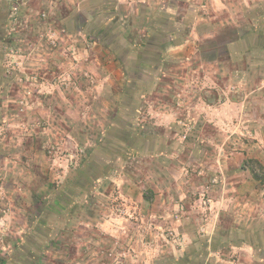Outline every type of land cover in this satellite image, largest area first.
Instances as JSON below:
<instances>
[{
  "label": "rangeland",
  "instance_id": "obj_1",
  "mask_svg": "<svg viewBox=\"0 0 264 264\" xmlns=\"http://www.w3.org/2000/svg\"><path fill=\"white\" fill-rule=\"evenodd\" d=\"M11 10L4 26L6 51L0 65V75L13 81L7 100L0 98V264H264V193L247 170L240 173L238 165L232 166L238 164L236 157L229 169L235 170L232 174L238 175L237 179L247 177L252 181L253 194L234 195L226 202L230 207L221 215L216 242L201 240V235L207 232L199 228L197 240L185 244L181 252L164 251L170 242L174 249L179 247L178 243L187 242L186 235H181L172 222L176 216L189 215L178 195L175 199L178 208L164 218L168 227L157 224L153 228L156 216L146 212L148 202L142 200L141 194L150 197L151 189L149 183H142L147 179L139 178L157 175L154 171L166 165L159 160L151 161L148 147L138 145L154 127L149 123V114L136 118L130 111L124 113L119 108L121 99L111 105L112 111L105 119L104 113L96 111L95 116L88 117L80 113V110L100 111L98 103L86 110L81 102L74 119L66 110L70 106L63 101L66 105L63 113L57 114L51 104L56 97L58 102L62 101L61 92L75 91L74 84L79 82L91 87L95 95L98 83L89 69L82 63L74 66L69 54L61 49L66 40L59 35L58 25L47 24V36L37 43L24 35L27 21L36 16L47 19V13H18L16 4ZM253 14L256 15L250 13L248 18L245 15L243 22H239L240 37L235 34L238 28L228 25L212 39L220 49L223 76L236 74L231 73L235 67L222 52L226 41L232 37L240 41L248 39L254 47L249 58L253 60L255 73L247 70L240 73V78L236 75L239 81H250L218 84L219 98L230 97L233 103L222 106L220 120L216 118L213 122L221 128L237 123V130L225 135V144L222 142L220 149L197 147L192 152L197 166L191 164L193 160L183 154L185 151L179 153L172 165L173 175H209L207 167L214 160L224 165L217 162V156H222L219 153L232 150H242L244 154L247 151L243 160L255 158L264 165V51L259 50L264 37L252 35L249 28L257 24L256 28L264 32V19H253ZM212 55L213 50L205 56ZM248 55L242 54L243 59ZM123 70L120 68L119 73ZM109 90L120 92L125 100L129 94L125 82ZM143 124L137 137L127 130ZM251 124L252 130L247 132ZM256 128L257 133L253 131ZM187 133H184L187 137L193 134ZM222 133L219 130L217 137L223 139ZM201 152L203 157L198 161ZM193 195L192 203L199 199L198 204L204 205L206 195L198 192ZM152 228L161 242L149 241ZM150 237H154L153 233ZM11 240L14 244H10ZM30 240L37 245L30 246ZM21 247L26 249L21 251ZM158 247H162V252L157 251Z\"/></svg>",
  "mask_w": 264,
  "mask_h": 264
},
{
  "label": "crops",
  "instance_id": "obj_2",
  "mask_svg": "<svg viewBox=\"0 0 264 264\" xmlns=\"http://www.w3.org/2000/svg\"><path fill=\"white\" fill-rule=\"evenodd\" d=\"M14 4L19 7L18 13H47V19L36 16L33 21H25L24 35L29 41H43L48 34L47 24L58 25L59 35L66 40L61 49L69 54L74 66L82 63L89 69L92 78L98 83L95 95L91 87L79 82L74 84L75 91L69 94L61 92L59 96L62 101L58 102L56 97L55 103L51 104L57 114L63 113L62 109L66 106L63 101L71 107L66 110L72 117L75 116L74 119L76 114H79L77 108L81 102H84L86 110L98 103L100 111L95 109L94 112L88 113L80 110V113L87 117L91 114L95 116L96 112L101 115L104 113L105 119L112 111L111 105L114 106L120 99L123 103L118 106L124 113L131 112L136 118L149 114V123L154 127L151 128L147 139L141 136L142 141H139L138 145L148 147L151 161L159 160L166 165L154 171L157 175L139 178L140 181L147 179L142 183H149L148 187L151 189L150 197L141 194L142 200L148 202L146 212L149 216H156L153 228H157V224L168 227L164 218H169L170 213L178 208L179 202L175 201L178 195L185 205L186 214L189 215L176 216L177 219L171 221L181 235H186L187 242L178 243L179 247L176 246V249L170 242V247L166 246L164 251L171 254L181 252L185 244L197 240L200 235L197 230L199 228L207 232V235H201V240L216 242L217 231L221 227V215L230 207L226 202L234 195L249 197L253 194L252 181L247 177L243 180L237 179L238 175L232 174L235 170L229 169L235 157L238 158V164L232 166L240 167L248 152H220L222 156H217V162L224 165H218L214 160L213 165L207 167L209 175H173L172 165L179 153L185 151L183 154L193 160L192 165L197 166L196 157L193 155L197 147L203 149L216 146L220 149L221 143L225 144V135L237 130V123L234 126L230 123L228 128H221L216 127L213 122L216 118L220 120L222 106H230L228 104L233 103L230 97L222 98L223 100L219 98L221 88H218V84L220 81H232L237 84L240 73H246L247 70L251 71V74L255 73L253 60L249 58L254 47L248 39L240 41L232 37L226 41L222 52L235 67L231 73L236 74L223 76L224 66L219 59L220 49L212 39L218 30L228 25L238 28L235 29L238 38L241 30L239 22L242 23L245 15L248 18L250 13H256L251 16H254L253 19H264V0H0V65L2 55L6 51L4 26ZM256 26L257 24L255 28L249 27L253 30L251 34L264 37V32ZM212 50L213 55L206 57V53ZM259 50L264 51V39L260 40ZM55 51L58 52L59 49L56 48ZM79 52L82 54L79 55ZM241 53L249 55L243 59ZM49 61L48 59L47 63L50 65ZM113 68L116 70L112 71ZM120 68L124 70L119 73ZM122 74L124 79L121 78ZM249 81L250 79L239 83ZM124 82L126 91L130 94L129 98V94L125 95L128 102H125L120 92L109 90L111 86ZM12 84L13 81L0 75V98L7 100L9 86ZM96 99L98 101H95ZM136 126L127 127L135 137L145 125ZM252 126L251 124L247 132H251ZM209 128L212 130H208ZM219 130H223V139L217 137ZM186 131L190 135L193 133L192 136L187 137L184 134ZM253 131L257 133V128ZM171 134L173 137L170 138ZM253 145L259 146L257 143ZM202 154L201 152L198 161L203 157ZM225 171V175H215ZM195 192L206 195L204 205L198 204L199 199L192 203ZM239 210L248 214L243 209ZM244 224H247L245 219ZM231 226L230 224L228 228ZM153 228L150 231H154V237H150V233L149 241H160ZM10 244H14V241L11 240ZM29 245L37 243L31 241ZM20 249L23 251L26 248ZM157 251L162 252V247H158ZM153 259L154 257L150 260L153 262Z\"/></svg>",
  "mask_w": 264,
  "mask_h": 264
},
{
  "label": "trees",
  "instance_id": "obj_3",
  "mask_svg": "<svg viewBox=\"0 0 264 264\" xmlns=\"http://www.w3.org/2000/svg\"><path fill=\"white\" fill-rule=\"evenodd\" d=\"M240 170H247L250 173V177L259 184L264 193V165L262 162L255 158H246L242 161L238 171ZM143 196L145 197L144 194Z\"/></svg>",
  "mask_w": 264,
  "mask_h": 264
}]
</instances>
